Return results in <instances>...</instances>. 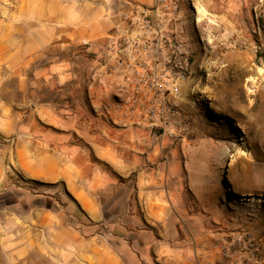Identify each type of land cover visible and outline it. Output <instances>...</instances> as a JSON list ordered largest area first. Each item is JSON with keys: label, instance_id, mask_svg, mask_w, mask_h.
I'll return each mask as SVG.
<instances>
[{"label": "crops", "instance_id": "crops-1", "mask_svg": "<svg viewBox=\"0 0 264 264\" xmlns=\"http://www.w3.org/2000/svg\"><path fill=\"white\" fill-rule=\"evenodd\" d=\"M179 1L183 8L203 5L209 21L220 17L210 9L214 0ZM154 3L0 0L1 67L22 73L38 58L69 56L77 47L83 59H94V67L84 69L83 149L68 138L41 142L27 168L68 193L73 207L60 196L37 194L51 200L48 207L27 216L2 211L0 264H248L247 236L261 244L264 259L263 210L252 199L202 188L188 171L186 138L157 133L143 114L121 103L130 73L112 74L108 49L128 20ZM91 107L101 111L96 127ZM224 248L235 253L225 255Z\"/></svg>", "mask_w": 264, "mask_h": 264}, {"label": "rangeland", "instance_id": "rangeland-1", "mask_svg": "<svg viewBox=\"0 0 264 264\" xmlns=\"http://www.w3.org/2000/svg\"><path fill=\"white\" fill-rule=\"evenodd\" d=\"M195 8H185L189 74L176 99L192 121L189 174L206 191L252 199L264 212V0H214L210 9L220 16L214 21L206 7ZM56 54L30 62L22 73L0 66V215L48 207L51 200L37 194L73 202L27 174L41 142L68 138L83 149L84 69L94 59H83L79 47L69 56ZM99 112L91 107V127Z\"/></svg>", "mask_w": 264, "mask_h": 264}, {"label": "built area", "instance_id": "built-area-1", "mask_svg": "<svg viewBox=\"0 0 264 264\" xmlns=\"http://www.w3.org/2000/svg\"><path fill=\"white\" fill-rule=\"evenodd\" d=\"M190 7L197 10L192 3ZM186 18L187 11L179 0H155L152 8L128 20L107 57L113 65L112 74L130 73V91L122 105L130 112L138 110L157 133L178 139L192 132L189 115L176 102L189 74ZM194 22L197 24V17ZM104 111L109 114L106 108ZM132 121L141 124L137 119ZM243 249L248 264H264L258 241L247 236ZM223 253L234 254L235 250L224 248Z\"/></svg>", "mask_w": 264, "mask_h": 264}]
</instances>
